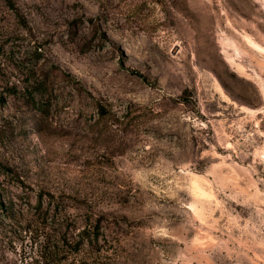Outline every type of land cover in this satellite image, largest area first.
I'll use <instances>...</instances> for the list:
<instances>
[{
    "label": "rangeland",
    "instance_id": "rangeland-1",
    "mask_svg": "<svg viewBox=\"0 0 264 264\" xmlns=\"http://www.w3.org/2000/svg\"><path fill=\"white\" fill-rule=\"evenodd\" d=\"M264 0H0V264H264Z\"/></svg>",
    "mask_w": 264,
    "mask_h": 264
},
{
    "label": "crops",
    "instance_id": "crops-1",
    "mask_svg": "<svg viewBox=\"0 0 264 264\" xmlns=\"http://www.w3.org/2000/svg\"><path fill=\"white\" fill-rule=\"evenodd\" d=\"M262 7L264 8V4H262Z\"/></svg>",
    "mask_w": 264,
    "mask_h": 264
}]
</instances>
